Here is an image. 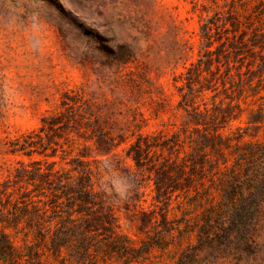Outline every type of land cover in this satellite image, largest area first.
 Wrapping results in <instances>:
<instances>
[{"label":"trees","instance_id":"16d2710c","mask_svg":"<svg viewBox=\"0 0 264 264\" xmlns=\"http://www.w3.org/2000/svg\"><path fill=\"white\" fill-rule=\"evenodd\" d=\"M230 2L200 24L198 57L173 78L181 125L137 132L126 148L152 184L133 233L119 229L92 165L129 135L107 101L68 89L8 141L28 160L0 179V264H264V0ZM106 52L119 66L134 60L122 42Z\"/></svg>","mask_w":264,"mask_h":264},{"label":"rangeland","instance_id":"374dc122","mask_svg":"<svg viewBox=\"0 0 264 264\" xmlns=\"http://www.w3.org/2000/svg\"><path fill=\"white\" fill-rule=\"evenodd\" d=\"M216 1L0 0V179L19 159L28 160L9 153L8 141L36 128L65 90L107 101L129 137L115 155H98L92 165L119 229L132 234L129 217L153 207L152 184L134 173L126 148L137 132L170 134L181 125L184 111L173 78L197 59L200 24L216 11L226 14L231 3ZM117 42L131 49L132 62L119 66L108 58L106 48ZM196 101L209 104L210 93ZM248 112L225 131L243 125ZM137 190L138 202L130 198Z\"/></svg>","mask_w":264,"mask_h":264}]
</instances>
